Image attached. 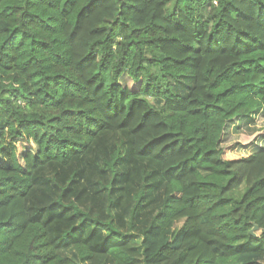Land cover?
<instances>
[{
  "label": "trees",
  "instance_id": "1",
  "mask_svg": "<svg viewBox=\"0 0 264 264\" xmlns=\"http://www.w3.org/2000/svg\"><path fill=\"white\" fill-rule=\"evenodd\" d=\"M257 114L264 0H0V264H264Z\"/></svg>",
  "mask_w": 264,
  "mask_h": 264
},
{
  "label": "rangeland",
  "instance_id": "2",
  "mask_svg": "<svg viewBox=\"0 0 264 264\" xmlns=\"http://www.w3.org/2000/svg\"><path fill=\"white\" fill-rule=\"evenodd\" d=\"M264 143V116L257 114L229 127L224 135L222 147L225 158H240L253 152L256 145Z\"/></svg>",
  "mask_w": 264,
  "mask_h": 264
},
{
  "label": "water",
  "instance_id": "3",
  "mask_svg": "<svg viewBox=\"0 0 264 264\" xmlns=\"http://www.w3.org/2000/svg\"><path fill=\"white\" fill-rule=\"evenodd\" d=\"M258 229V226L257 225H255L254 227H253V229L251 230V233L253 234V235H255L256 233V230Z\"/></svg>",
  "mask_w": 264,
  "mask_h": 264
}]
</instances>
